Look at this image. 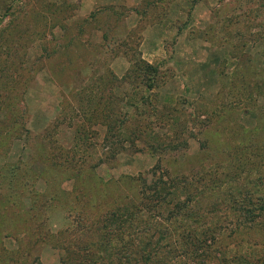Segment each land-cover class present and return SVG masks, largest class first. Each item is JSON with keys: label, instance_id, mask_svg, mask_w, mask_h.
Here are the masks:
<instances>
[{"label": "rangeland", "instance_id": "374dc122", "mask_svg": "<svg viewBox=\"0 0 264 264\" xmlns=\"http://www.w3.org/2000/svg\"><path fill=\"white\" fill-rule=\"evenodd\" d=\"M35 143L84 218L34 235L2 203L0 264H264V0H0V163L38 174Z\"/></svg>", "mask_w": 264, "mask_h": 264}, {"label": "trees", "instance_id": "16d2710c", "mask_svg": "<svg viewBox=\"0 0 264 264\" xmlns=\"http://www.w3.org/2000/svg\"><path fill=\"white\" fill-rule=\"evenodd\" d=\"M145 68L149 73L146 75L147 79H151L153 74L156 72L155 68H152L149 65H145ZM145 72H143L144 74ZM150 86V83H148ZM257 129V128H255ZM29 131L27 132V134ZM27 139H29V135H27ZM33 153L35 156L38 157L40 162V169L38 174H36L34 171L31 170V160H24L22 158H19L16 161L7 162L3 160L0 163V207L2 208V203H11L14 205L15 210L11 211V216L15 218V223L19 224L21 226L20 232H30L32 234L37 233H48L49 231V218L51 215L55 213H61L62 217L65 218L64 221H66L68 217V213L71 211L70 203L67 201V196L70 195V192H67L62 187V182L67 180L64 175L65 173L61 174L59 173L58 167H56L46 156L43 155V150L41 146L38 144H34ZM37 160V159H35ZM20 165H25V173L19 172ZM77 171L74 174H70L72 178L73 176L79 177ZM63 177L64 179H62ZM264 177V175H262ZM261 177V178H262ZM119 178L112 179L111 183L118 182ZM30 180V181H29ZM101 180H98L97 177H82L77 178V182L75 184H72L71 187L73 190L79 188V185H84L85 187H82L80 190L84 191L83 193H79L78 196L79 199L86 198L87 200H90L93 194H96V197L98 196V193L100 192L99 189H91L86 187L90 184H95ZM66 182V181H65ZM88 182L90 184H88ZM103 184V183H101ZM108 188H114L113 185L110 183L104 184ZM153 187V185H152ZM158 187V186H157ZM160 192V190H158ZM257 194V200L259 201V204L253 213V207L251 205L248 206V208H243L244 212L247 214L244 219L247 220L248 224L251 225L252 222L255 220V216L257 217V212H263L264 211V194L261 193V191H256ZM101 193V192H100ZM99 193V194H100ZM159 199V193H154L153 197ZM27 199L28 204L25 202H21V199ZM163 198V197H162ZM164 199V198H163ZM159 199V200H163ZM115 201V200H114ZM130 204V203H128ZM161 204V203H160ZM146 205L144 204V207ZM143 207V208H144ZM147 208L144 210L150 211V207L146 206ZM72 211L75 213V219L77 222H80L84 216L82 209H78L77 211ZM141 209L136 205V203L132 202L130 206L123 205L121 208H116L113 211H110L107 213V216L105 217L106 220L107 217H109V222L112 223L114 220H116L118 223H120V226L115 227L118 230H108L107 232L109 235H115L117 238L126 239L128 241H131V235L132 232L129 230L130 223H137L139 221V214H143L140 212ZM194 213V212H193ZM193 215V214H192ZM189 215V216H192ZM112 217V219L110 218ZM151 217V216H148ZM198 217L201 216V212L198 213ZM116 218V219H113ZM113 220V221H112ZM259 221V220H258ZM204 220L202 221V223ZM206 222V221H205ZM257 223V222H256ZM259 223V222H258ZM10 224V225H9ZM261 225L264 227V224L261 223ZM9 228H12V223H8ZM114 227V226H111ZM120 228H124L121 230ZM201 233V232H200ZM9 234L11 235V231L9 230ZM107 235V237H109ZM204 241H206L207 237L210 239V235H205V231L202 232ZM98 241L102 243V236L99 234ZM127 241V247L131 246ZM132 242V241H131ZM104 250L103 245L99 248V253ZM121 256H126V252L120 253ZM242 264H249L246 261H243Z\"/></svg>", "mask_w": 264, "mask_h": 264}]
</instances>
